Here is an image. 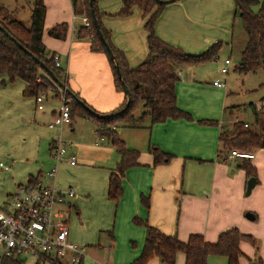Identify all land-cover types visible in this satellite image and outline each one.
<instances>
[{
    "label": "crops",
    "instance_id": "0c3cea01",
    "mask_svg": "<svg viewBox=\"0 0 264 264\" xmlns=\"http://www.w3.org/2000/svg\"><path fill=\"white\" fill-rule=\"evenodd\" d=\"M17 2L3 1L12 16L20 10L25 11L23 5L16 8ZM42 3L45 8L42 42L49 55L58 58L71 91L77 93L97 115L118 108L123 94L114 87L107 57L102 52L92 51L87 39L77 38L78 30L84 26V17L73 13L70 0H42ZM96 6L114 48L123 53L130 68L139 65L148 53L141 11L133 8L131 15L121 18L117 16L121 9L120 0H96ZM235 16L234 0H178L165 5L159 14L154 25L155 35L187 54L197 56L217 42L221 44L220 50L222 46L232 44ZM17 20L23 23L21 19ZM59 24L67 27L63 40L48 35V31ZM225 60L217 62V55L211 62L179 70L176 103L179 109L191 115L194 122L167 120L148 129L145 121L143 128L118 129L119 138L128 148L136 145L138 131L145 130L148 146L171 155L172 159L165 165L153 166L152 155L147 150L139 152V165L125 173L123 196L117 203L107 199V187L118 156L106 139L96 136L95 124L75 117L59 129H49L48 124L59 107L48 105V95L42 101L43 109L38 110L34 99L22 97L25 86L22 81L9 84L5 76H0V137L5 143L0 153L12 163L4 166L0 162L3 173L0 174L8 178L7 184L0 188V204L5 202L12 188L29 178L40 179L60 190L72 188L75 197L69 202V219L71 215L73 220L70 240L93 247L99 242L100 234L106 233L110 243L116 241L113 264L130 263L142 249L145 230L131 223L134 217L148 222L163 235L176 236L181 241L197 234L206 242L214 243L220 233L232 228L248 235L250 226L243 213L222 210L225 201L243 197L247 182L246 178L234 180L235 171L230 167V160H217L221 129H229V124L238 121L237 117L228 124L222 120L227 110L231 115V109L237 107L236 104L226 106L231 94H228L226 80L231 63L223 74L221 68ZM208 64L215 66L210 75L205 73ZM3 81L5 85H2ZM216 81L223 83L224 87H216ZM251 106L256 109L252 103ZM195 121H217L219 126H203ZM19 132L23 142L18 143L17 152L15 146L11 149L9 144L17 141L15 137ZM55 138L65 142L66 155L61 163H56L51 156ZM42 145L46 146L45 160H38ZM71 157L75 158L74 165L68 162ZM254 160L255 156L251 162ZM49 168L55 169L52 179L43 174ZM141 195L149 199L148 209L141 204ZM120 240L126 246L128 242H137L138 248L121 251ZM255 258H250L255 261L248 264H258L259 260L262 264L261 258ZM243 261L240 264H247ZM147 264H159V261L153 258ZM175 264H184L182 253H177ZM207 264L227 263L225 258L213 256L208 258Z\"/></svg>",
    "mask_w": 264,
    "mask_h": 264
},
{
    "label": "trees",
    "instance_id": "16d2710c",
    "mask_svg": "<svg viewBox=\"0 0 264 264\" xmlns=\"http://www.w3.org/2000/svg\"><path fill=\"white\" fill-rule=\"evenodd\" d=\"M3 1L5 0H0V26L30 55L19 49L0 31V76H5L9 84L15 80L22 81L25 84L22 90L23 98L35 100L40 95L47 96L48 89L52 88L50 90H56L52 98L59 100L61 94L59 88L52 83L32 58H38L71 91L64 70L55 66L54 55H49L42 42L45 16L42 0L33 1L28 27L20 20L13 18ZM88 1L70 0L73 13L84 17L88 22V26H83L78 30L77 38L87 39L92 51L105 54L111 68L114 87L117 92L123 94V101L118 108L105 114L112 116L99 118L77 93L73 92L83 105L69 95L64 93L63 95L65 99L70 100L68 105L70 118L79 117L92 121L96 126V136L106 139L118 156V161L109 175L107 187V199L117 203L123 196L122 181L125 173L139 165V152L125 145L119 138L118 129L143 128L145 121L148 123L146 126L148 129L167 120L194 122L191 115L179 109L176 103L175 86L179 81V70L215 60L221 44L218 42L213 44L201 55H189L181 48L161 41L155 35V21L165 5L157 4L155 0H120L121 9L117 16L128 17L133 8L139 9L144 20L143 30L146 32L147 56L139 65L130 68L123 53L112 45L110 33L101 24V14H99L96 0H94L93 9L100 31L115 56L122 80L130 92V103L125 108L124 89L116 75L114 63L110 60L106 49L98 38L92 23ZM234 4L235 18L240 22L246 37L245 46L240 53L239 64L235 71L241 74L262 71L264 74V0L260 2L258 0H234ZM255 8H257L256 11ZM66 31V25L59 24L52 27L48 31V35L51 38L63 40ZM5 84L3 81L2 85ZM196 123L216 128L219 126L217 121H196ZM257 150H264V96L261 99L259 111L253 107L251 128H248V125L244 128L242 122L235 121L232 123L231 129H221L218 136L217 160L226 162V157L231 151L252 153ZM148 152L152 155L153 166L165 165L172 159L171 155L154 146H149ZM244 160L248 161V159ZM239 167L245 172L246 179L256 177L255 168L250 162L242 163ZM34 180L36 179L29 178L27 182L30 183ZM140 202L145 209L149 208L147 197L141 195ZM131 221L134 226L145 230V238L139 255L128 264H147L153 258H157L160 264H175L177 253L184 255V264H207L208 258L213 256L225 258L227 264H238L242 257L240 243L247 242L252 246L256 243L255 238L245 235L235 228L220 233L214 243H208L201 235L193 234L187 240L181 241L176 236L163 235L148 222L137 217ZM8 264H24V262L16 260L10 261ZM258 264H261L260 260Z\"/></svg>",
    "mask_w": 264,
    "mask_h": 264
},
{
    "label": "built area",
    "instance_id": "2783aa9c",
    "mask_svg": "<svg viewBox=\"0 0 264 264\" xmlns=\"http://www.w3.org/2000/svg\"><path fill=\"white\" fill-rule=\"evenodd\" d=\"M83 22L84 26H88L85 18ZM53 61L60 68L56 56ZM229 64L228 59L224 61L221 73L227 72ZM214 85L224 87L223 83L217 81ZM44 97L40 95L35 99L38 110L43 109ZM60 100L58 111L48 124L49 129H59L70 123V100L65 99L63 93ZM51 151L56 163L65 160V142L61 138L53 140ZM235 158L252 160L254 155L231 151L226 160ZM68 162L70 165L76 163L73 157ZM45 176L52 179L55 169L46 172ZM74 197L72 188L60 190L44 184L40 179L16 185L5 202L0 204V264L16 260L25 262L27 259H32L36 264H81L86 256L85 249L69 238V202Z\"/></svg>",
    "mask_w": 264,
    "mask_h": 264
},
{
    "label": "rangeland",
    "instance_id": "374dc122",
    "mask_svg": "<svg viewBox=\"0 0 264 264\" xmlns=\"http://www.w3.org/2000/svg\"><path fill=\"white\" fill-rule=\"evenodd\" d=\"M17 1L18 2L16 8H19L20 7L19 5H23L25 11L22 10L18 11V14H16L15 16L13 15V18L21 19L24 25L28 27L29 26L28 19H30L29 12L31 14L33 0H17ZM258 1L260 2L263 0H258ZM29 8L30 11H28ZM256 10L257 8H255V11ZM233 36L234 37L232 44L230 46H224V47L222 46V49L218 52L217 62H222L224 59H229L231 63L229 67V74L226 77L228 94L229 93L231 94H229L227 97L228 100L226 106L236 104L237 106L236 109L238 111H236V109H231L232 114L230 115L229 113L230 110H227L222 120L224 121V123L228 124L229 121H232L237 117L238 121L242 122L246 126L248 125V128H251V125L253 123V107H250V103H252V105L255 106L256 110L260 109L261 99L264 96V74L262 71H256L254 73H248V74H241L235 71V68L239 64L240 53L243 50L246 41L245 34L238 20L234 25ZM189 67H193V66H188V68ZM213 67H215L214 64L206 65L205 73L207 75L212 74L214 72ZM50 89L52 88L48 89L49 92H48L47 103L48 105L59 107L61 103L55 101L54 98H52L53 93H55L56 90L54 89L50 90ZM60 92L63 93L62 91ZM48 107L47 109H49ZM229 125H230L229 129H231V124ZM229 125L227 126L229 127ZM64 132L66 134L68 132V129L64 130ZM138 132L139 133L137 135L136 145L135 146L129 145V148L138 147V149L136 148L138 152H144L146 150L148 151L149 146H148L147 132L145 130ZM15 138H17V141L9 144V147L13 149L15 146V150L19 152L20 146L18 145V143L23 142L22 139L23 136H21V133L19 132L18 134H16ZM3 144H5L4 139L0 137V149L3 146ZM236 152L241 153L238 151ZM45 154H46V146L42 145L37 159L45 160ZM246 154H253L255 156V160L252 162L251 160L245 161L244 159H238V158H235L232 161L230 160V165H231L230 167L232 168L233 171H235V175L232 176L235 181L244 180V178H246L245 172L239 166L242 163L250 162V164L255 168V175H256L255 179L257 180V184L254 186L251 194H249L248 196H244L243 193V197L240 200L234 201L231 199L229 201H225L224 202L225 208L222 210H224V212L239 211L240 213H243V215L250 213L256 216V219L252 221L245 219L250 226L247 229L248 235L253 236L256 240V243L254 246H252L247 242L240 243L239 247L242 252V257L239 259L238 264H240L242 260L246 261L247 264L250 261L254 262L255 261L254 259L253 260L250 259L252 257L261 258L262 264H264V150H257L256 152L246 153ZM0 162L4 166H9L10 164H12L10 163L9 158L5 157L3 153L2 154L0 153ZM51 169L49 168L48 170H45L43 174L50 171ZM0 173L2 172L0 171ZM2 174H0V182H1L0 188H2L4 184H7V180H8V178L6 179L3 178ZM10 174L13 176L14 175L13 171L10 172ZM13 190L14 188H12L10 191L12 192ZM73 201L75 202V200H72V202ZM72 222L73 220L70 215L69 230ZM69 237H70V231H69ZM115 242L116 241H114V243ZM119 242H120L119 249H121V251H123L124 249L135 251L138 248V246H136L137 242H134L135 244L133 242H128L129 247L123 244L122 240H120ZM114 243H110L109 237L107 236L106 233L103 232L100 234L99 242L93 245V247L85 246V244H80L75 242V244L84 247L85 249L86 258L82 262L83 264H107V263L113 264L112 256L117 249ZM132 244H134V246H132ZM248 257L249 259H247ZM24 264H35V263L32 259H27L24 262Z\"/></svg>",
    "mask_w": 264,
    "mask_h": 264
},
{
    "label": "water",
    "instance_id": "95a60500",
    "mask_svg": "<svg viewBox=\"0 0 264 264\" xmlns=\"http://www.w3.org/2000/svg\"><path fill=\"white\" fill-rule=\"evenodd\" d=\"M176 1H178V0H155V2L159 5H168V4L174 3ZM93 3H94V0L88 1L89 7H90V14H91V18H92V23L94 25V28H95L97 34H98L99 40L101 41L104 48L106 49L110 60L114 63L116 75H117L119 81L121 82V85H122L124 92H125V95H126V104H125V108H126L130 103V92L122 80L121 73H120L117 61L115 59V56L113 55L109 45L107 44L105 38L103 37L102 32L100 31L99 24H98L96 15H95V11L93 9ZM0 31L3 32L4 35L7 36L13 43H15L19 49L23 50L25 53L30 55V53L26 49H24L14 38L9 36L8 33L1 26H0ZM32 58L38 64V66L46 73V75L52 81V83H54L59 88L60 91H62L64 94L69 95L75 101H78L75 94L72 91H70L66 87V85L63 82H61L50 69H48L38 58H36V57H32ZM78 102L83 105L82 102H80V101H78ZM86 109L92 113V111L89 108L86 107ZM95 115L98 116L99 118H108V117L112 116V115H97V114H95ZM256 182H257L256 179L253 177H251L247 180L245 194H244L245 196H248L251 193V190L255 186ZM245 218L247 220L252 221V220H254L255 217L253 214L247 213V214H245Z\"/></svg>",
    "mask_w": 264,
    "mask_h": 264
}]
</instances>
